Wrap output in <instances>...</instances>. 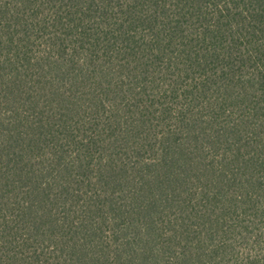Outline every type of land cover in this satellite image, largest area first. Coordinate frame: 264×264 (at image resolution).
Returning a JSON list of instances; mask_svg holds the SVG:
<instances>
[{
	"label": "trees",
	"instance_id": "1",
	"mask_svg": "<svg viewBox=\"0 0 264 264\" xmlns=\"http://www.w3.org/2000/svg\"><path fill=\"white\" fill-rule=\"evenodd\" d=\"M0 264H264V0H0Z\"/></svg>",
	"mask_w": 264,
	"mask_h": 264
}]
</instances>
